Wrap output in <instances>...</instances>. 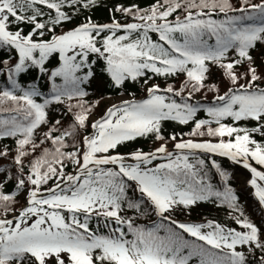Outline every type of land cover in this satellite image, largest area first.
I'll use <instances>...</instances> for the list:
<instances>
[{
  "label": "snow or ice",
  "instance_id": "6c2138e0",
  "mask_svg": "<svg viewBox=\"0 0 264 264\" xmlns=\"http://www.w3.org/2000/svg\"><path fill=\"white\" fill-rule=\"evenodd\" d=\"M98 4L99 0H0V47L18 53L14 65L7 61L0 64L7 66L12 89L22 93L0 90V111L17 113L0 119V139L16 138L17 145L12 157L17 170L16 190L5 193V181H0V264H191L194 259L197 264H264V232L244 216L232 188L225 183L220 190L208 180L205 160L193 163L189 159V154L201 150L243 164L253 173L248 183L264 208V171L251 164L254 160L264 166V144L252 138V133L264 136V88L256 84L262 77L250 54L257 42L264 43V0H240L239 7L232 0H157L148 9L117 5L113 13L131 16L138 22L121 24L113 16L112 23L97 24L87 17L76 28L43 39L46 31L54 33L56 26L72 19L66 8L91 10ZM178 11L182 16L170 20ZM219 14L223 19L214 18ZM21 24L31 25V31L24 34L21 27L11 30L13 25ZM121 31L126 34L118 35ZM150 32L158 34V42L152 41ZM37 36L40 39H34ZM230 50L236 51L237 58L229 61ZM57 53L62 64L49 73L52 95L39 103L35 98L42 93L35 86L21 89L15 77L33 67L46 73V61ZM90 54L106 62L104 71L115 87L150 71L166 77L186 75L180 92L174 93L169 85L163 89L165 93L180 95L188 88L191 91L183 103H177L167 95L157 94L161 89L153 85L148 89V99L123 101L108 108L91 125L93 134L83 137V151L79 147L65 151L66 138H75L79 129L88 127L92 107L84 99L88 93L82 85L95 75V61L89 62ZM209 63L223 69L235 87L216 97L222 106L207 108L211 120L195 121L190 135L218 137V142L181 139L175 149L189 154L176 156L167 144L147 153L137 150L129 156L112 154L119 145L149 134L164 140L162 121H193L199 108L187 100L205 87ZM245 63V73L239 74L237 67ZM57 77L63 84L56 83ZM242 78L247 79L246 84L239 83ZM72 99H77L68 108L70 112L76 109L74 122L54 136L53 132H60L56 127L60 121L55 122L40 141H51L53 149H44L41 156L29 161L25 173V158L39 147L34 133L47 123V107ZM7 102L14 107L5 109ZM227 118L236 122L255 120L258 126H232L223 122ZM205 126L206 130L201 131ZM170 139L175 141L177 137L172 135ZM8 156L7 149L0 150V157ZM128 158L135 163H126ZM160 158H166L167 163L150 167ZM67 162L75 169L74 174L65 173ZM211 164L227 182L229 174L215 160ZM109 165L115 167H106ZM11 179L8 172L5 180ZM49 181L54 187L47 189L50 195L45 197L41 187ZM25 188L29 189L27 206L13 219L6 218L16 196ZM130 189L139 193L137 199L129 198ZM200 202L226 205L238 213L233 219L242 230L212 221L181 222L173 217L175 211H187ZM125 208L140 215L150 208L160 223L139 226L134 218L121 214ZM93 215L103 217L108 234L90 229ZM33 217L36 219L29 225ZM186 234L194 239L186 238ZM257 252L261 253L258 257ZM250 257H256L254 262Z\"/></svg>",
  "mask_w": 264,
  "mask_h": 264
},
{
  "label": "trees",
  "instance_id": "16d2710c",
  "mask_svg": "<svg viewBox=\"0 0 264 264\" xmlns=\"http://www.w3.org/2000/svg\"><path fill=\"white\" fill-rule=\"evenodd\" d=\"M253 2H259V0H253ZM157 3V0H99V4L97 7L92 8L91 10H79L72 11L71 9H65V11H69L72 15V19L69 22H65L61 25L55 27V32H45V36L43 39H51L52 35H60L69 30H72L79 26L80 24L86 22L87 17H91L92 21L97 24H106L113 22V16L116 20H118L121 24H128L138 22L134 20L131 16H124L119 12L113 13L111 10L117 5L124 6H132L137 5L141 9H148L154 4ZM233 5L239 7L240 0H232ZM47 12V9H44ZM177 15H181V12L174 13L170 20H174ZM214 18L223 19V15H216ZM47 19V17H45ZM17 27L23 28L24 34H28L31 31V25L21 24V25H13L11 27L12 31H15ZM124 32H119L118 35H125ZM136 34H133V38H135ZM152 41L158 42L159 36L157 33H149ZM34 39H40V37H34ZM162 43V42H161ZM210 43H214L210 41ZM99 46V45H98ZM254 60L255 66L258 69V73L261 75V80L257 81L256 84L260 88H264V43L257 42L254 49L251 50L250 53ZM18 53L15 50L0 47V61H7L8 64L14 65L17 62ZM237 58V53L235 50H230L228 53V60H234ZM95 61L93 64L92 70L95 73L94 77L86 84L82 85L85 91H87L88 95L84 98L87 103L92 107L91 114L87 121L88 127L79 129L78 134L73 137L66 138V143L68 147L64 149L65 151H73L76 147H79L81 151L84 149V145L82 144L83 137L86 135H91L94 132L91 125L93 124L91 121L92 117H97L100 119L106 113V107L108 106L107 100L110 98H116L118 96H128L130 97V101L142 102L145 99L149 98L148 89L153 85H159L161 89L157 94H163L170 97V99H174L177 103H183L185 99L188 97V92L191 91L190 88L186 89L180 95H175V92H180V89L184 85L185 80L187 79L186 75L181 73L177 75L171 76H163L156 75L150 71L146 72V75L143 77H139L137 80L133 81L131 79L126 80L121 87H115L112 84V81L109 75L104 71L106 67V62L102 58H98L96 54L89 55V62ZM62 61L59 58V54H53L48 61L45 63V68L48 70L46 73H40L38 69L35 67L29 69V71L20 74L15 77L20 88L27 90L29 86H35L37 90L42 93L41 96L36 97L35 99L39 103H43L45 99L50 98L52 95V81L49 78V73L55 71L56 68L60 67ZM209 72L206 74V79L204 81L205 87L202 88L199 92H195L192 95L190 100H187L188 103H192L198 106L199 111H197L196 116L193 121H190L187 124H180L178 121L173 120H165L161 123V134L165 137L164 140H157L153 134H149L145 137H138L134 141L126 142L122 145H119L117 149L113 151V153L122 154L125 156H129L130 153H133L137 150H142L143 152H152L161 144H167V147H175V144L180 142L181 139L188 140L192 139L196 142H203L211 140L212 142H218V137H209L205 136H192V133L195 129V121L198 120H211V117L208 115L207 108L209 107H218L222 106V103L219 102L216 97L220 95H224L228 92L229 88L235 87L231 84L230 80H228L224 74L223 69L219 68L215 64H208ZM248 65L242 64L237 67L236 71L239 74L245 73ZM82 75V73H80ZM57 84H63L62 78H56ZM240 84H246L247 79L242 78L239 81ZM171 85L174 89V93H165L163 89L167 88ZM214 86V87H213ZM8 89L10 91H15V94L21 95L20 89H12L10 82L7 79V66L4 64H0V90ZM98 102V103H97ZM168 102V101H166ZM77 99H72L71 101L65 100L64 103H51L47 109V123L42 124L34 133L35 142L39 145L36 148L35 152L32 155L25 158V173H27L28 168L27 165L29 161L36 159L37 157L43 154L44 149H53V145L51 141H45L44 143H40L41 140L44 139V134L49 132L52 127L55 125L57 120L60 121L59 125H56L57 128L60 129V132H53L52 134L59 135L65 129H68L70 125L74 122V112L76 109L74 108L71 112L68 110L69 104H76ZM14 105L12 102H7L4 104L5 109H11ZM12 115H17L14 111H0V119L10 118ZM226 124L240 127V128H248L251 129L253 127L258 126V122L255 120H241V121H233L231 118H227L223 121ZM212 127H216L217 125L213 123ZM202 128L201 131L206 130ZM172 135H176L177 140L173 141L170 139ZM252 138H254L258 143L264 144V136L259 133H252ZM225 140L228 137L224 138ZM16 138H3L0 139V150L7 149L9 152V156L7 158L0 157V169H6V172H0V181H5L4 183V191L5 193H13L15 189L17 170L13 163L12 157L16 154ZM173 156L176 155H184L189 154L187 150L181 153L179 150L175 149L172 151ZM166 158H160L158 160H165ZM190 162L195 163L197 159L205 160V169L208 172V180L220 190H223L225 187V183L228 187L234 190V193L238 197V203L240 208L242 209L244 216L248 218L251 222H253L257 227L260 228L262 232H264V208L258 203L257 198L254 195V192H249L251 189V185H243L239 174H241L242 170L240 168V164L232 162L227 157L219 156L213 153H206L201 150H195L194 154H189ZM215 160L221 167V169L229 174V179L225 182L220 175L217 173L216 169L212 167L211 161ZM135 161L131 158L126 160V163H134ZM251 164L257 168L258 171H264V166L257 165L255 161H251ZM106 167H115V166H106ZM65 173H73L75 169L73 168L70 162H67V167L64 169ZM8 172L11 173L12 179L5 180ZM54 187L53 181H49L47 185H42L41 192L46 195L49 194L47 192L48 188ZM134 188V185H133ZM28 188L20 191L16 196V202L11 206L12 211L7 213L6 218H11L12 214H19V210L24 208L27 204V195ZM129 198L137 199L139 197L138 192H134L133 190H129L128 192ZM125 217H131L135 219V223L139 226H147L152 227L154 224L160 223V218L150 209L147 208L145 215H140L133 210H125L121 213ZM67 216V213H65ZM175 219L189 220L191 223H206L208 221L217 222L226 228H236L237 230H242L240 225L235 223L233 216L238 215L232 209L228 208L226 205L222 206L218 203H210V202H200L196 204L191 209L185 210H177L172 213ZM0 218H3L0 216ZM14 218V217H13ZM82 218V217H81ZM14 222H16L14 220ZM29 222V221H28ZM167 223V222H165ZM105 221L103 217H97L93 215L92 219L89 222V227L93 232L97 234L106 235L108 234V229L104 226ZM163 234V232H161ZM131 239V235L128 236ZM188 239H194L190 236H187ZM261 253L257 252L256 256L258 257ZM256 257H250V261L255 260ZM191 264H197V261L194 259Z\"/></svg>",
  "mask_w": 264,
  "mask_h": 264
},
{
  "label": "rangeland",
  "instance_id": "374dc122",
  "mask_svg": "<svg viewBox=\"0 0 264 264\" xmlns=\"http://www.w3.org/2000/svg\"><path fill=\"white\" fill-rule=\"evenodd\" d=\"M130 100L131 99L128 96H118L116 98H110L107 100L108 106L106 107V109L112 107L114 104H120L123 101H130ZM96 120H98V118L95 116L91 118L92 123H94ZM112 154H117V153H112ZM161 163H167V159H165V160H158V159L154 160L152 162V165H150V167H155L156 165L161 164ZM241 165H242V167H241L242 172H241V174H239V177L241 178L242 184L246 185V184H249L248 181H250L252 178H254V176H253V173H251L250 169L244 168L243 164H241ZM253 167H255V166H253ZM260 171H262V170H260ZM259 183H261V182L259 181ZM252 191H255V189L254 188L252 190L250 189L249 192H252ZM17 215H19V214H12L11 217H15ZM35 219H36V217H33L31 220H29L28 224L31 225V223H33Z\"/></svg>",
  "mask_w": 264,
  "mask_h": 264
}]
</instances>
